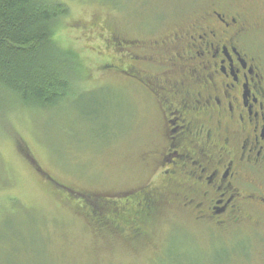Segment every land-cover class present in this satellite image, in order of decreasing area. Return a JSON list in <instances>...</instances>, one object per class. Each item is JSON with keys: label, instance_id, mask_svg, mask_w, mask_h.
<instances>
[{"label": "rangeland", "instance_id": "1", "mask_svg": "<svg viewBox=\"0 0 264 264\" xmlns=\"http://www.w3.org/2000/svg\"><path fill=\"white\" fill-rule=\"evenodd\" d=\"M115 1L62 0L69 12L55 39L81 58L78 91L58 107L31 109L10 96L0 109V264H223L239 249L238 238L169 210L133 239L122 219V231L98 225L89 204L54 183L103 198L96 211L145 181L141 161L152 148L154 110L107 68L117 62L110 34L158 36L209 0Z\"/></svg>", "mask_w": 264, "mask_h": 264}, {"label": "flooded vegetation", "instance_id": "2", "mask_svg": "<svg viewBox=\"0 0 264 264\" xmlns=\"http://www.w3.org/2000/svg\"><path fill=\"white\" fill-rule=\"evenodd\" d=\"M109 40L117 62L107 68L145 94L155 134L145 181L100 213L89 204L93 218L119 231L122 219L137 240L169 210L238 238L223 264H264V0H209L175 30ZM54 183L94 206L104 200Z\"/></svg>", "mask_w": 264, "mask_h": 264}, {"label": "trees", "instance_id": "3", "mask_svg": "<svg viewBox=\"0 0 264 264\" xmlns=\"http://www.w3.org/2000/svg\"><path fill=\"white\" fill-rule=\"evenodd\" d=\"M68 9L62 0H0V109L10 96L31 109L58 107L78 91L74 84L83 74L81 58L55 39ZM73 196L96 208L83 195ZM112 204L99 203L94 211Z\"/></svg>", "mask_w": 264, "mask_h": 264}]
</instances>
